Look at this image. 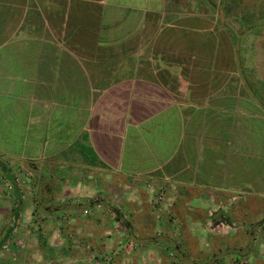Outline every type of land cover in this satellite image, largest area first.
<instances>
[{"label":"crops","instance_id":"obj_1","mask_svg":"<svg viewBox=\"0 0 264 264\" xmlns=\"http://www.w3.org/2000/svg\"><path fill=\"white\" fill-rule=\"evenodd\" d=\"M228 1L0 0V155L33 169L39 211L67 215L63 226L46 227L52 253L72 244L81 264H106L108 250L132 264L130 248L144 242L142 260L159 264L167 259L152 231L168 227V216L184 231L231 224L227 215L238 209L248 218L245 155H253L224 93L232 65L220 59L214 74L218 50L198 51L217 39L224 19L211 7ZM250 1L225 21L236 28V14L246 15L236 11L257 6ZM159 192L158 212L151 198ZM97 194L100 208L91 202ZM74 198L90 202L96 216L79 218ZM122 230L124 238L110 234ZM40 254L32 253L34 264Z\"/></svg>","mask_w":264,"mask_h":264},{"label":"rangeland","instance_id":"obj_2","mask_svg":"<svg viewBox=\"0 0 264 264\" xmlns=\"http://www.w3.org/2000/svg\"><path fill=\"white\" fill-rule=\"evenodd\" d=\"M203 1L205 6L211 5L210 0ZM246 1L251 3L250 0H234L233 2L228 1V5L211 7L212 12H222L224 19L221 17L219 19L217 39L212 43L206 42L198 51H208L215 56V52L218 50L216 56L217 69L214 74L218 75L222 72L221 67L223 65L221 63L227 65L226 61H228V67L232 65L231 74L226 76L229 80L224 93L226 92V99L229 101L235 100L233 122L235 124V122L241 121L244 126H242V130L246 131L245 135H247L244 136L245 145L250 148V155H253L250 158L245 155L246 161L251 160V174L248 176L251 185L247 195H245L250 199V213L246 218L245 215L247 214L240 212L239 209L238 211H230L227 216L231 219V224L222 223L218 227L207 228L204 231L179 230L175 219L168 216V227L166 223H161L159 230L152 231L156 238L153 246L167 259L166 262L161 259L159 264H264V173L262 172L264 165L261 167L264 160L259 157L260 153L264 155V101L260 96L261 94L264 95V14L263 12L260 13L263 9L261 0L252 1L257 6H244L240 8V11H236L237 13L244 11L246 14L243 18L242 14H236V17L241 16V19H236V28L225 21L227 20V13L237 10L240 4ZM231 57L234 58V63L231 62ZM220 59H224V62H221ZM222 75L225 76L224 73ZM249 94L258 103L254 102ZM240 104H243L242 107L250 108V111L239 107ZM253 105L255 108L258 107L256 111ZM229 136L225 134L223 139L226 140ZM8 164L21 195V204L16 227L0 248V264L39 263L37 260L32 261V253L34 252L38 255L41 252L42 261L40 260V264H52V260L59 264H81L82 260L77 256L78 253H75V247H72V244L67 249L64 248V252L60 249L59 254H54L51 251L53 247H51V239L47 234L49 231L46 230V227L53 223L58 228L63 226L62 223L67 220V215L64 213L49 214L44 212L45 209L42 210L43 212L39 211L40 201L37 198V189L40 188L38 187L40 182L36 180L33 169L31 171L30 168L22 165L15 166L14 163L10 164V162ZM5 179V175L0 173V232L8 230L12 220L10 211H7L8 208L5 210L4 207L9 206V210L12 208L13 187ZM43 193L47 194L46 196L52 194L47 189ZM158 196H162L161 199ZM164 197L163 192L154 194L151 198L154 210L158 212L161 210ZM96 198V201H91L93 202L92 205L100 208L104 201L103 194H97ZM73 202L76 212L78 210L79 218L96 216L90 202H85L83 198H74ZM109 216L108 221L113 228L116 219L115 213L113 212V215L110 214ZM246 219H249L248 222ZM121 227H124V222H122ZM60 232L63 234L67 232L65 237L71 241H79L74 238V229H64ZM120 232H123L120 238H124L125 230L111 231L110 234L117 236ZM134 233L139 237L138 230ZM187 235L191 237L187 239ZM163 236L164 238H162ZM166 238H171L174 246H168L167 242L164 241ZM197 239L199 244H196ZM39 249H41L40 252ZM130 249L137 253V257H133L132 264H151L148 261H143V258L140 257V250L146 249L144 242H136ZM69 250H73V253ZM108 251V258L105 259L106 264H120L123 261L120 257L122 253L114 255L115 250ZM118 251L121 252L122 250L119 249ZM233 252L243 253V255L237 258L232 254ZM178 254L183 256L177 259L176 255ZM105 256L107 255L104 254L103 259Z\"/></svg>","mask_w":264,"mask_h":264},{"label":"trees","instance_id":"obj_3","mask_svg":"<svg viewBox=\"0 0 264 264\" xmlns=\"http://www.w3.org/2000/svg\"><path fill=\"white\" fill-rule=\"evenodd\" d=\"M253 96H255V95H253ZM260 96L262 97V100L264 101V95L261 94ZM8 163H9V160L3 159L0 155V173L5 175V177H6L5 180L9 181V183L13 187V194L11 196L12 197V199H11L12 200V208L10 210V215H11L12 220L10 222V227H9L5 237H3V239L0 241V248H1L2 244H4V242L10 237L13 229L16 227V224H17V221L19 218V208H20V204H21V202H20L21 195L18 192V186L16 185L15 179L12 176V171L8 167V165H9Z\"/></svg>","mask_w":264,"mask_h":264},{"label":"built area","instance_id":"obj_4","mask_svg":"<svg viewBox=\"0 0 264 264\" xmlns=\"http://www.w3.org/2000/svg\"><path fill=\"white\" fill-rule=\"evenodd\" d=\"M158 197H159V199H161L162 196H158Z\"/></svg>","mask_w":264,"mask_h":264}]
</instances>
